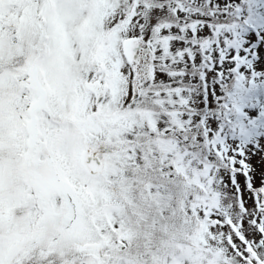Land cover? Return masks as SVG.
<instances>
[{
  "label": "snow or ice",
  "instance_id": "snow-or-ice-1",
  "mask_svg": "<svg viewBox=\"0 0 264 264\" xmlns=\"http://www.w3.org/2000/svg\"><path fill=\"white\" fill-rule=\"evenodd\" d=\"M258 153L264 0H0V264H264Z\"/></svg>",
  "mask_w": 264,
  "mask_h": 264
},
{
  "label": "rangeland",
  "instance_id": "rangeland-1",
  "mask_svg": "<svg viewBox=\"0 0 264 264\" xmlns=\"http://www.w3.org/2000/svg\"><path fill=\"white\" fill-rule=\"evenodd\" d=\"M247 162L253 168V170H254L253 172H255L256 170H259L258 168H264V165L263 164H258L256 162H254L252 156H251V158ZM238 181L240 182L241 186H243V184H244V177L242 175L241 176H238ZM245 199L246 200L248 199L247 194L245 195ZM248 204H249V206L251 205V200H248ZM245 227H247V224H245Z\"/></svg>",
  "mask_w": 264,
  "mask_h": 264
},
{
  "label": "trees",
  "instance_id": "trees-1",
  "mask_svg": "<svg viewBox=\"0 0 264 264\" xmlns=\"http://www.w3.org/2000/svg\"><path fill=\"white\" fill-rule=\"evenodd\" d=\"M253 157V161L258 163V164H263L264 165V159H262V161L258 160L257 156H252ZM259 170H256L255 172L252 173L253 177H254V183L256 186H259L260 184V174L261 172H264V168H258ZM252 203V202H251Z\"/></svg>",
  "mask_w": 264,
  "mask_h": 264
}]
</instances>
